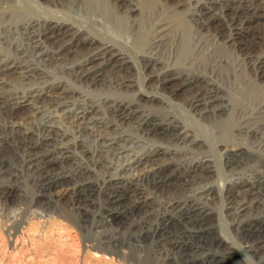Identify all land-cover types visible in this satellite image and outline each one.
Masks as SVG:
<instances>
[{"label":"rangeland","instance_id":"obj_1","mask_svg":"<svg viewBox=\"0 0 264 264\" xmlns=\"http://www.w3.org/2000/svg\"><path fill=\"white\" fill-rule=\"evenodd\" d=\"M178 1L168 0L171 5ZM24 2L27 18L67 24L97 44L112 46L124 57L121 70H128L132 86L127 92L95 90L45 62L38 68L45 78L31 85H59L73 92L68 106L35 112L17 105L12 116L0 107V264H264V178L256 183L240 174L248 168L245 160L250 155H264V144L217 133V124L237 115L256 137L264 138V115L247 99L254 88L248 85V70L239 64L235 75L223 81L208 74L210 70L194 72L214 80L228 104L224 113L210 118L215 119L202 120L178 99H170L162 114L144 102L164 100L152 78L159 70L148 66V60L171 67L166 47L161 49L166 38L158 57L150 45L139 49L123 30L97 18L89 21L90 13L82 7L53 9L40 0ZM262 21L264 17H253L249 22ZM168 30L169 25L160 22L154 34L166 35ZM242 37L240 33L236 38ZM197 48L218 55L223 74L228 63L220 46L200 38ZM0 54L15 58L9 50L0 49ZM226 56L235 58L230 52ZM187 74L192 71L183 70ZM4 79L10 84L4 87L7 92L28 85L16 84L10 74ZM116 104L127 118L112 115L109 105ZM79 110L85 113L80 122L74 118ZM15 122L20 131L10 133L8 127ZM177 131L187 138L188 148L175 138ZM60 135L67 140L74 165L52 162L48 178L32 164L54 153L53 146L45 149L37 143ZM110 143L123 146L125 152L115 155ZM235 145L244 152L234 151ZM146 154L152 160L146 166L126 170L131 158ZM241 200L246 207L239 210L236 204ZM189 202L195 204L191 215Z\"/></svg>","mask_w":264,"mask_h":264},{"label":"bare ground","instance_id":"obj_2","mask_svg":"<svg viewBox=\"0 0 264 264\" xmlns=\"http://www.w3.org/2000/svg\"><path fill=\"white\" fill-rule=\"evenodd\" d=\"M40 1L53 9L75 10L82 7L85 12L89 11V21L97 18L114 28L123 30L139 49L150 45L158 57L162 41L166 38V44L161 49L166 47V59L171 62L169 63L171 67L165 66L158 59L148 60L150 63L148 66L159 70L152 78L155 79L165 101L153 98L144 102L157 107L162 114L167 113L170 99L183 100L182 105L189 110L199 112V117L204 121L217 116L219 112L224 113L228 104L222 101L219 85L214 80L199 77L194 72L210 70L206 73L214 76L216 80H230L235 75L238 65L242 64L251 77L248 85H254L253 89L250 87L252 92L247 96L248 102L254 104L260 110L259 113L264 115V21L257 25H250L249 22L253 17H264V0H179L173 5L169 4L168 0ZM28 9L24 0H0V49L15 53L14 59L0 54V91L4 90L3 94L0 93V105H2L0 107L5 109L4 112L8 116L15 114L14 108L17 105H27V108L35 112L41 108L46 109L45 107L58 110L68 106L73 92L59 85H49L43 89L31 85L45 78L38 70L45 62L47 66L60 68L59 73L66 74L74 82H83L87 87L95 90L107 88L114 92L121 90L127 92L130 89L132 82L128 80L129 76L126 74L128 70L125 72L121 70L126 61L122 60L124 57L112 46L97 44L93 39L82 36L81 32L67 24L52 25L51 21L39 16L27 18ZM160 22L168 24L169 30L166 35L156 36L154 30ZM240 33H243V37L236 38ZM200 38H208V41L220 46L225 55L223 58L228 63L223 74L218 68L222 65L218 55L213 56L208 50L201 52L204 48L198 50L197 43ZM228 52L234 55V60L226 56ZM183 70L192 71V74L183 75ZM8 74L14 76L16 84H28L27 87L14 93L5 91L4 87H10V84L4 82ZM184 92H188L186 96L182 95ZM238 93L240 94L241 91ZM119 106L109 105V110L118 120H123L127 117L120 112ZM84 116L85 113L79 110L76 111L74 118L80 122L83 121ZM15 117L17 118L18 115ZM213 119L215 118L210 121ZM8 128L10 133L20 131L17 123ZM217 128L220 137L228 139L241 137L257 146L264 144V138L256 137V132L246 128L241 123V117L237 115L217 124ZM178 136L184 141L183 147L188 148L185 144L187 138L185 139L184 135L177 131L175 138ZM24 138L25 136H22L20 139ZM37 144L44 148L53 146L54 153L51 152L52 154L44 156L43 159L33 160L34 171L49 178L54 163L62 166L74 165L67 140L63 141L61 135L59 138H44L43 143L39 141ZM108 147L115 155H122L125 152L123 146L114 147L110 143ZM234 151L244 152L238 145L234 146ZM155 153L161 155L162 152ZM149 161L152 160L147 154L138 159L131 158L126 170L140 165L146 166ZM77 162L75 160V163ZM245 164L248 168L240 173L241 175L254 178L256 183L264 178V155H250L245 160ZM236 205L239 210L246 207L243 200ZM193 206L195 204L189 202L190 210H187L189 215L194 212Z\"/></svg>","mask_w":264,"mask_h":264}]
</instances>
